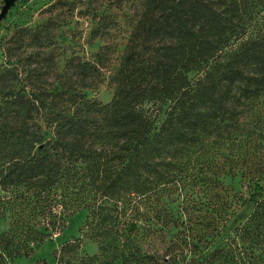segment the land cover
<instances>
[{"label": "trees", "instance_id": "1", "mask_svg": "<svg viewBox=\"0 0 264 264\" xmlns=\"http://www.w3.org/2000/svg\"><path fill=\"white\" fill-rule=\"evenodd\" d=\"M136 2L109 103L84 93L106 47L67 56L52 15L82 7L92 48L116 25L97 0H57L4 39L0 264L30 255L34 224L61 233L81 210L97 252L72 239L56 264H264V0Z\"/></svg>", "mask_w": 264, "mask_h": 264}, {"label": "rangeland", "instance_id": "2", "mask_svg": "<svg viewBox=\"0 0 264 264\" xmlns=\"http://www.w3.org/2000/svg\"><path fill=\"white\" fill-rule=\"evenodd\" d=\"M57 0H20L15 2L7 11L4 17L0 18V66L4 63V55L2 51V44L4 39L8 36L10 31L15 26H27L34 27L39 24L44 18H48L50 13L46 12L47 8ZM99 4H102L103 9H107L110 18H114L116 25L110 29V32L105 35L101 40H95L94 47H88L86 40L89 35L90 29L94 26L92 25L89 16L78 14V10H83L80 7L73 14L66 8L61 10H55L52 12L53 16H56V20L60 18H65L64 21L60 19L58 22L60 29L61 38L65 39L64 46L66 47V55L70 56L72 52L74 54L80 55L85 59H91L92 54L98 50L99 47H106L105 53V65L102 70V80L101 83L93 89L85 90L84 93L88 99L97 100L101 103H109L112 99L114 86L111 82V78L118 67L119 61L124 51L126 41L128 39L132 18L134 16L135 8L137 7V2L135 0H126L119 7L118 3H109L108 0H97ZM5 0H0V15L4 7ZM62 22L64 23L62 26ZM70 42V43H69ZM67 45H70L68 47ZM256 114L260 115L259 119L264 125V94L258 100L257 105L254 109ZM246 162L251 161L246 159ZM258 162V161H255ZM198 168L201 162H192ZM224 183L233 187L236 190H240L239 178H225ZM264 189V180L261 182ZM242 193L246 194L245 190L241 188ZM0 196H4L2 193ZM251 204L248 203L246 206L238 212L237 216L233 218L230 225H233L234 220L241 221L249 212ZM87 212L86 210H81L76 213L69 223L66 224L65 229L61 232H44L43 227L45 226V221L41 220L39 224H34L32 226L36 230H39L45 236L41 237V241L32 240L29 237L27 243L31 248V253L28 257H21L15 260H7L4 264H56V259L54 258L56 252H58L60 246L66 241L79 238L81 241L80 252L92 255L97 252V244L91 241L85 236L83 228ZM10 210L6 206L5 208H0V232L7 230L10 218ZM28 220V219H27ZM34 222V221H33Z\"/></svg>", "mask_w": 264, "mask_h": 264}, {"label": "water", "instance_id": "3", "mask_svg": "<svg viewBox=\"0 0 264 264\" xmlns=\"http://www.w3.org/2000/svg\"><path fill=\"white\" fill-rule=\"evenodd\" d=\"M20 0H5V4L4 7L2 9V13L0 15V18L4 17L5 14L7 13V11L9 10V8L15 3L18 2Z\"/></svg>", "mask_w": 264, "mask_h": 264}]
</instances>
